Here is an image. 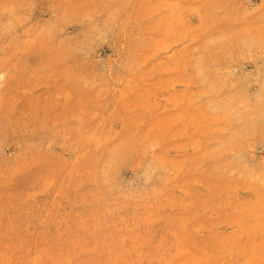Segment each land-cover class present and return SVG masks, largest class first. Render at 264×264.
Here are the masks:
<instances>
[{
  "label": "rangeland",
  "instance_id": "1",
  "mask_svg": "<svg viewBox=\"0 0 264 264\" xmlns=\"http://www.w3.org/2000/svg\"><path fill=\"white\" fill-rule=\"evenodd\" d=\"M0 264H264V0H0Z\"/></svg>",
  "mask_w": 264,
  "mask_h": 264
}]
</instances>
